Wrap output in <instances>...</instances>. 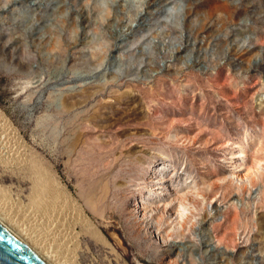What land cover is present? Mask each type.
Listing matches in <instances>:
<instances>
[{
	"label": "rangeland",
	"instance_id": "374dc122",
	"mask_svg": "<svg viewBox=\"0 0 264 264\" xmlns=\"http://www.w3.org/2000/svg\"><path fill=\"white\" fill-rule=\"evenodd\" d=\"M109 3L0 0V212L65 264H264V0ZM234 162L252 185L225 188ZM162 164L208 193L165 246L126 204Z\"/></svg>",
	"mask_w": 264,
	"mask_h": 264
},
{
	"label": "bare ground",
	"instance_id": "6f19581e",
	"mask_svg": "<svg viewBox=\"0 0 264 264\" xmlns=\"http://www.w3.org/2000/svg\"><path fill=\"white\" fill-rule=\"evenodd\" d=\"M96 2L101 6L97 14L98 19L110 23L111 4L109 3V0H96ZM75 26V22L72 21V24H70V31L75 29ZM93 34L95 35L96 33L94 32ZM59 41V36L55 34L49 44V50L58 48L60 44L56 43ZM94 45L100 47V51H102L94 52L92 54V56L96 58V63L100 64L105 59V53L109 48V44H102L99 42ZM61 61L62 58L58 60V63H61ZM201 106L205 115L212 113L214 116H221L220 111L222 109H226L228 112V105H224L221 101H216L215 104L212 105L211 100L205 98L201 103ZM223 125L227 127L231 133H235L238 128L232 121H228V117H223ZM193 129L192 126V128H187L186 130L190 131ZM75 142L76 141H72L70 145L72 146ZM244 157L245 152L243 150H240L231 156L232 159L237 160H242ZM162 165V167L153 170L152 176H154L147 181L145 187L139 190L138 198L133 202L127 201L126 204L128 206V218L137 221L138 225L141 226V230L144 231V234H150L155 238V243L165 246L171 239H180L184 235V228L187 220L193 219V224L196 222L194 210L198 209L200 211L207 208L208 202L206 201V197L208 193L207 187L194 179L186 182V185L180 189L172 186L170 180L172 174H174V169L170 171L171 173L164 174L166 168L164 164ZM230 168L231 170H229L228 173L229 182L225 185V188L227 189L232 186L247 188L252 185V177L257 175L255 170L248 168L243 162L237 164H235V162L231 163ZM98 188L100 190V195L95 201L101 202L107 195L109 188L106 183H99ZM95 196L96 193L94 188H92L91 198L93 199ZM186 212H189V214ZM0 221L50 264H65L63 261L54 258L47 249L42 248L35 240H33L24 229L9 220L1 212ZM95 241L97 243H103L101 239H95ZM164 255L165 257L162 259V264L178 263L177 258H171L167 253H164Z\"/></svg>",
	"mask_w": 264,
	"mask_h": 264
},
{
	"label": "water",
	"instance_id": "95a60500",
	"mask_svg": "<svg viewBox=\"0 0 264 264\" xmlns=\"http://www.w3.org/2000/svg\"><path fill=\"white\" fill-rule=\"evenodd\" d=\"M0 264H50L0 221Z\"/></svg>",
	"mask_w": 264,
	"mask_h": 264
}]
</instances>
